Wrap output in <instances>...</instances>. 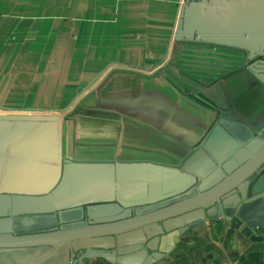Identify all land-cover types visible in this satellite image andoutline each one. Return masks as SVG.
Listing matches in <instances>:
<instances>
[{
    "label": "crops",
    "instance_id": "1",
    "mask_svg": "<svg viewBox=\"0 0 264 264\" xmlns=\"http://www.w3.org/2000/svg\"><path fill=\"white\" fill-rule=\"evenodd\" d=\"M263 47L264 0H0V201L145 200L204 174L189 150L211 107L264 122V88L236 63ZM158 250L77 264H264V235L204 220Z\"/></svg>",
    "mask_w": 264,
    "mask_h": 264
},
{
    "label": "water",
    "instance_id": "2",
    "mask_svg": "<svg viewBox=\"0 0 264 264\" xmlns=\"http://www.w3.org/2000/svg\"><path fill=\"white\" fill-rule=\"evenodd\" d=\"M181 50L188 67L190 53L198 50ZM240 53L236 63L264 88V47ZM211 109L208 127L189 150L204 154L209 169L173 191L134 201L87 198L31 211H18L22 202L15 199L0 201L7 210L0 214V264H77L90 253L148 262L166 235L212 219L264 235V122L253 127L223 108Z\"/></svg>",
    "mask_w": 264,
    "mask_h": 264
}]
</instances>
